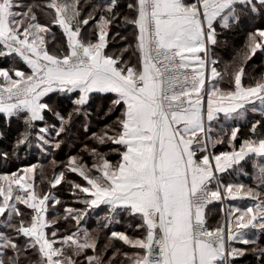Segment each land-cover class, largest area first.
Segmentation results:
<instances>
[{"label":"snow or ice","instance_id":"obj_1","mask_svg":"<svg viewBox=\"0 0 264 264\" xmlns=\"http://www.w3.org/2000/svg\"><path fill=\"white\" fill-rule=\"evenodd\" d=\"M262 237L264 0H0V264H264Z\"/></svg>","mask_w":264,"mask_h":264},{"label":"trees","instance_id":"obj_2","mask_svg":"<svg viewBox=\"0 0 264 264\" xmlns=\"http://www.w3.org/2000/svg\"><path fill=\"white\" fill-rule=\"evenodd\" d=\"M26 2H32V0H26ZM53 31H56L57 34L59 35V32L57 29H53ZM122 34L124 35H130V32H123L122 31ZM237 42H239L240 40V37H236L234 38ZM114 44V47L115 48H119L122 46V42H120L119 40V37L116 38V41L113 42ZM230 50H233L232 47H229V48H226V49H220L218 52H219V57L221 59V64L218 65V67L222 68L223 67V64L230 61L231 58H232V55L229 54ZM261 63L260 60H254L253 62L250 63V66L248 68V72L250 74H258L262 69L258 67V65ZM246 83L249 82L248 80L245 81ZM259 116L258 115H250L248 116V121L251 122L252 120L254 119H258ZM241 124V127H242V130L244 131L245 134L246 133V129L248 127V124L241 121L240 122ZM219 150H227L226 149V146H220L217 148V151ZM61 160L64 159V156H61L60 157ZM113 159H116V158H113ZM245 167L247 168L249 174H252L253 173V169H252V166H251V163H247L245 165ZM49 175H51V173H49ZM234 179L237 181V182H240V183H244L246 185L248 184H252L253 181L248 177V176H235ZM57 195H60L62 198H66V194H62V193H57ZM228 203H231L235 206H245V205H248L250 204L251 202L250 201H247V200H237V201H231V202H228ZM211 207V212L209 213V224L212 226V227H215L218 223H222L223 222V217L222 215L220 214L219 212V205H214V206H210ZM89 226L92 227L94 226V224L90 221L89 222ZM118 230H122L120 228V226H116ZM261 241L262 243H264V237L261 238Z\"/></svg>","mask_w":264,"mask_h":264},{"label":"rangeland","instance_id":"obj_3","mask_svg":"<svg viewBox=\"0 0 264 264\" xmlns=\"http://www.w3.org/2000/svg\"><path fill=\"white\" fill-rule=\"evenodd\" d=\"M218 54H219V52H218ZM229 54L233 55V50H230ZM250 115H253V113H251V112L249 111L248 116H250ZM221 123H223V120H221Z\"/></svg>","mask_w":264,"mask_h":264}]
</instances>
